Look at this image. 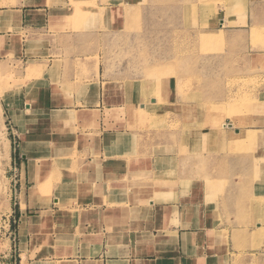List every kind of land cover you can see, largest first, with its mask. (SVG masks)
<instances>
[{
    "label": "crops",
    "instance_id": "crops-1",
    "mask_svg": "<svg viewBox=\"0 0 264 264\" xmlns=\"http://www.w3.org/2000/svg\"><path fill=\"white\" fill-rule=\"evenodd\" d=\"M9 2L0 1V58L22 60V146L74 147L22 159L18 263L229 264L228 213L207 214L198 186L170 176L177 156L130 153L122 116L139 113L138 90L107 40L124 34L132 0H74L78 10L70 0ZM224 13L220 30L253 25L246 5ZM31 113L41 116L34 132L23 123ZM66 126V141L52 133Z\"/></svg>",
    "mask_w": 264,
    "mask_h": 264
},
{
    "label": "rangeland",
    "instance_id": "rangeland-1",
    "mask_svg": "<svg viewBox=\"0 0 264 264\" xmlns=\"http://www.w3.org/2000/svg\"><path fill=\"white\" fill-rule=\"evenodd\" d=\"M73 1L75 10L84 7ZM130 5L124 34L107 40L108 57L123 59L122 72L138 90L139 113L122 116L133 133L130 153L177 156L170 176L188 187L192 181L205 212H227L235 225L229 264H264V0ZM245 5L250 29L220 30L216 12L237 17ZM22 82V60L0 58V264H19L14 209L22 202V159L58 153L49 141L22 146ZM23 117L31 132L35 119L41 124V116ZM52 133L70 137L67 126ZM60 149L74 153L72 144Z\"/></svg>",
    "mask_w": 264,
    "mask_h": 264
},
{
    "label": "bare ground",
    "instance_id": "bare-ground-1",
    "mask_svg": "<svg viewBox=\"0 0 264 264\" xmlns=\"http://www.w3.org/2000/svg\"><path fill=\"white\" fill-rule=\"evenodd\" d=\"M229 125V124H228Z\"/></svg>",
    "mask_w": 264,
    "mask_h": 264
}]
</instances>
